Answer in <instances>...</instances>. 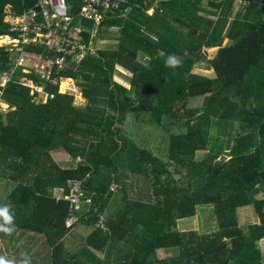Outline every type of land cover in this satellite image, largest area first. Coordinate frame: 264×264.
I'll list each match as a JSON object with an SVG mask.
<instances>
[{
  "label": "trees",
  "instance_id": "obj_1",
  "mask_svg": "<svg viewBox=\"0 0 264 264\" xmlns=\"http://www.w3.org/2000/svg\"><path fill=\"white\" fill-rule=\"evenodd\" d=\"M35 1L0 0V32L7 28L5 7L20 12ZM136 3L126 15L119 11L97 25L82 19L86 42L92 30L93 43L117 40L113 47L99 43L93 54L59 71L75 80L82 102L63 92L36 101L19 83V70L1 91L11 109L0 113V154L21 170L9 195L16 231L38 235L46 248L33 254L32 264H264V195L257 196L264 190V2L158 0L152 13ZM214 46L216 54L207 58L205 50ZM170 53L183 60L182 67H165ZM204 63L215 77L193 72ZM118 65L129 86L115 78ZM5 66L0 47V69ZM196 96L201 102L189 105ZM140 114L170 131L166 159L124 129L129 115ZM237 121L245 126L236 129ZM226 128L235 132L229 139ZM58 149L80 160L57 177L47 170L36 174L41 156ZM70 178L83 179L82 214L81 206L71 213L68 201L53 192L66 194ZM201 203L212 205L215 229L179 228L178 221ZM248 204L259 220L242 226L237 208ZM71 216L76 219L68 223ZM76 224L91 228L68 252ZM21 240L12 253L3 244L0 255L19 260Z\"/></svg>",
  "mask_w": 264,
  "mask_h": 264
},
{
  "label": "built area",
  "instance_id": "obj_2",
  "mask_svg": "<svg viewBox=\"0 0 264 264\" xmlns=\"http://www.w3.org/2000/svg\"><path fill=\"white\" fill-rule=\"evenodd\" d=\"M36 0L32 5L20 12L5 8L3 20L7 22L5 31L0 32V47L3 48L7 66L0 69V94L5 85L14 80L17 70L20 72L19 83L29 88L36 101L53 98L56 92L80 94L79 88L72 77L59 73L69 68V64L78 62L86 54H93L96 45L93 43L95 30L90 32L86 42L84 32L88 30L83 18H92L96 25L104 17L120 12L127 13L136 0ZM148 5L146 10L151 13L157 8V0H139ZM244 1L264 0H234ZM33 45L45 52L31 50ZM56 87L50 90L49 87ZM10 109L0 95V113ZM80 160L79 157L76 158ZM83 179L67 180V193L57 198H64L69 203V211L77 210L84 200ZM264 192V190H263ZM89 201V200H87ZM75 216L68 219L74 222ZM102 220V219H101Z\"/></svg>",
  "mask_w": 264,
  "mask_h": 264
},
{
  "label": "rangeland",
  "instance_id": "obj_3",
  "mask_svg": "<svg viewBox=\"0 0 264 264\" xmlns=\"http://www.w3.org/2000/svg\"><path fill=\"white\" fill-rule=\"evenodd\" d=\"M205 1V0H204ZM68 8L70 9L72 6V1L68 0L67 2ZM110 31L118 30L117 26H111L108 28ZM99 43H103L107 47H113L115 44H117V40L115 39H96L95 45L97 46ZM102 44V45H103ZM211 51V50H210ZM208 51V53H211ZM125 70V71H124ZM124 70L118 69L115 71V78L127 85H129L128 82V76L127 71L124 68ZM202 96H196L191 98V103L198 102ZM195 101V102H193ZM11 109V108H10ZM141 117L139 118H133L131 115L128 116V118L124 122V129L129 133H132V136L137 141V144L141 147L149 149L154 155H156L160 159H166L167 157V151H168V136H169V130L167 131L165 126H154L150 123L149 117L139 115ZM0 120H3V116H0ZM200 151L197 152V156L199 155ZM61 151L58 149L57 153L54 154L55 158L58 159L61 155ZM175 177H179L178 174H175ZM112 187V186H111ZM115 187V186H113ZM2 188V187H1ZM61 190H59L60 193ZM113 192L116 193V197L119 198L120 193L117 191V189H113ZM264 195L263 190L258 193V197H262ZM4 197H0V202H3ZM256 209L253 204L244 205L237 208V216H238V222L240 225L245 226L246 224L254 221V216H257ZM71 223V222H70ZM102 224V220L100 219L99 222ZM178 227L179 228H194L199 231H210L215 229L216 227V221L213 213V207L209 203H201L197 204L195 208V213L191 216L185 217L183 219H180L178 221ZM90 226L88 225H80L76 227L77 234L73 236V238H70L66 243V248L68 252L73 251L74 248L77 247V244L79 242H82L83 235L90 230ZM22 231V230H20ZM72 231V230H71ZM20 237V235H17ZM30 237L25 234V236L22 238V248L19 257L21 258L22 253H28L33 258V253L36 251L34 247V243L31 242L28 243L25 241V239H29ZM30 245V246H29ZM259 247L261 248V251L264 254V238L260 240ZM158 254L160 256L164 255V251L162 248L159 249ZM33 260V259H32ZM35 264V262H34Z\"/></svg>",
  "mask_w": 264,
  "mask_h": 264
},
{
  "label": "crops",
  "instance_id": "obj_4",
  "mask_svg": "<svg viewBox=\"0 0 264 264\" xmlns=\"http://www.w3.org/2000/svg\"><path fill=\"white\" fill-rule=\"evenodd\" d=\"M154 1H156V0H154ZM157 3H158V0H157ZM7 7H5V8H7L8 10H11V7L9 5ZM4 11H5V9H4ZM120 13L122 15H126L127 14V13H124V12H120ZM120 13H116V15L117 14L120 15ZM228 43H229V39L225 38L223 44L226 45ZM217 49H218V46L207 48L205 50L207 58H212L216 54ZM208 51H210L211 53H208ZM117 68L118 69L122 68V70H124V68L122 66H120V65H118ZM193 72L197 73V74H201V75L207 76V77H210V78H213L216 75L214 69L212 67H208V65L206 63L196 65L193 68ZM129 85H130V83H129ZM83 100L84 99L81 96V93L79 95H77V94L75 95L74 94V102L75 103L82 102ZM201 100H202V98L198 102L193 101L195 103H191V98H190L188 104L189 105H193V104L197 105V104H199L201 102ZM242 125L245 126V124L243 122L237 121L235 123L234 127H236V129H238V127H242ZM222 132H223V134H225L227 139L231 138L232 135L235 133L234 129L231 130L229 128H226ZM57 151L58 150H54V151H51L50 153L49 152L45 153L44 156L40 155L42 157V159L40 160V162L37 163V166L35 165V168H34V170L36 171V174H39L40 170H42V171L47 170L46 171L47 175H50L51 177L52 176H56L57 177L59 175V173H58L59 169H62L64 167H68V166H71V165H73V166L76 165L77 159L71 160L69 158V155L63 150H60L62 154L59 156L58 159H56L54 154L57 153ZM203 155H204V152L200 151L198 156L202 157ZM10 161H11L10 158H8L5 155L2 156L0 154V197L1 196L4 197V200H3V202L2 201L0 202V205H4V204H9L10 205V203H9L10 202L9 201V195L12 192V190L14 189L16 183L21 181V179H20V175H21L20 171L21 170L20 169L13 170V168L10 167L11 166ZM59 190H61V189L60 188H55L53 190V192H54V194L56 196H60L61 195V191L59 193ZM84 210L85 209L83 208V203H82L81 207L77 210L78 211L77 213L82 214L84 212ZM255 220H259V217L258 216H254V221ZM78 226H80V224H76V225H74L72 227V229H71L72 231L70 230L67 240L69 238H73V236H75L77 234L76 233L77 232L76 227H78ZM73 229H75L76 232L73 231ZM18 234L20 235V237L17 236ZM25 234H27V236L30 237V235H28L27 232H23V231H20V230L15 231V233L13 235H11V236H8V235H5L3 233H0V247L3 246V244H9L10 245V252L13 251L14 244L18 243L25 236ZM263 238H261L260 240H262ZM29 239L31 240L30 242L39 243L38 245H34V247H35V249H37V251H35L33 254H40V253L43 254V251H44V253H46V248L42 244V238L41 237H39L38 235H31V237ZM29 239H27V240H29ZM67 240H66V243H67ZM260 240H259V242H260ZM42 249H43V251H42Z\"/></svg>",
  "mask_w": 264,
  "mask_h": 264
},
{
  "label": "clouds",
  "instance_id": "obj_5",
  "mask_svg": "<svg viewBox=\"0 0 264 264\" xmlns=\"http://www.w3.org/2000/svg\"><path fill=\"white\" fill-rule=\"evenodd\" d=\"M144 59L150 61V55L145 54ZM165 67L173 71L183 66V60L175 53L168 54L164 59ZM16 231L15 215L12 211L11 205H0V233L11 236ZM0 264H32V257L28 253H22L21 258L17 260L15 257L8 258L0 255Z\"/></svg>",
  "mask_w": 264,
  "mask_h": 264
}]
</instances>
